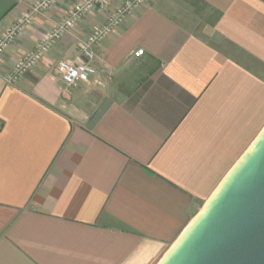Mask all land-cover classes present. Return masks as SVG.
Segmentation results:
<instances>
[{"label": "crops", "instance_id": "crops-1", "mask_svg": "<svg viewBox=\"0 0 264 264\" xmlns=\"http://www.w3.org/2000/svg\"><path fill=\"white\" fill-rule=\"evenodd\" d=\"M36 1L0 0V36ZM80 1L0 56V264H158L264 127V0H148L93 46L105 85L64 91L109 0L9 83Z\"/></svg>", "mask_w": 264, "mask_h": 264}, {"label": "water", "instance_id": "water-1", "mask_svg": "<svg viewBox=\"0 0 264 264\" xmlns=\"http://www.w3.org/2000/svg\"><path fill=\"white\" fill-rule=\"evenodd\" d=\"M158 264H264V127Z\"/></svg>", "mask_w": 264, "mask_h": 264}, {"label": "built area", "instance_id": "built-area-1", "mask_svg": "<svg viewBox=\"0 0 264 264\" xmlns=\"http://www.w3.org/2000/svg\"><path fill=\"white\" fill-rule=\"evenodd\" d=\"M57 0H37L30 13L20 16L14 24L8 28L0 36V56L7 50L12 41L23 31V29L31 24L34 15L38 12L46 10ZM148 0H125L107 19V22L94 32L88 34L85 38L78 41L79 47L88 59L87 62L76 63L66 60H60L56 65V71L64 83V91H69L80 81H94L99 86H104V82L100 77L97 68L90 63L95 58L93 46L103 40L110 32L120 25L128 16L135 12ZM110 4L109 0H82L75 4L69 11L68 15L63 18L46 36L36 45V47L28 51L20 58L12 72L9 74L7 81L15 82L24 74L35 68L44 56L50 50L55 41L69 32L84 14L100 5L107 8ZM145 53L143 48H139L133 52L134 57H141Z\"/></svg>", "mask_w": 264, "mask_h": 264}]
</instances>
